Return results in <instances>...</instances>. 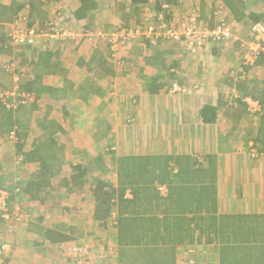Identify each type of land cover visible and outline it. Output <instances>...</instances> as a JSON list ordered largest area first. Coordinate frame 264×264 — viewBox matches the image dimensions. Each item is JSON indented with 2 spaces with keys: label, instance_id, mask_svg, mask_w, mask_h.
<instances>
[{
  "label": "crops",
  "instance_id": "1",
  "mask_svg": "<svg viewBox=\"0 0 264 264\" xmlns=\"http://www.w3.org/2000/svg\"><path fill=\"white\" fill-rule=\"evenodd\" d=\"M26 1L0 0V5ZM30 1V8L22 10L19 18L14 17L4 22L0 31L4 30L6 33L19 20L24 21L25 26L28 21L36 18L40 21L54 20L53 24L36 37L35 44L15 48L8 53L0 51V86L8 87L11 84L10 76L5 73L7 62L15 61L18 64L25 59L38 62L42 51L51 52L50 65L52 66L53 60H58V68L52 67L54 72L41 71V85L62 87L66 81L78 85L88 79L101 92L89 94L86 100L71 95L74 105L84 115L96 117L92 127L83 128L79 125L71 128L64 123L65 118L72 113L68 101L69 91L62 100L68 114L58 103L48 110V118L55 119L67 133L61 138L66 144L68 162L72 161L74 164L79 161L80 156L68 155L74 149L81 150L79 154L84 159H94L102 153L105 157L102 158V165L105 166L92 169L91 172L95 175L103 173L102 177L110 180L113 186H118V158L132 155L158 158V163L161 164L158 166L161 170L160 175L157 174L159 177L151 173L146 174V179L149 183L153 181L148 187L160 198L159 210L168 204L170 192L175 194L187 188L192 181L195 189L205 185L206 190L207 186L214 185L217 193L216 213L206 206H195L194 202L187 206L191 212L200 210L201 213L186 214L189 216V223L182 226L189 228L191 235L176 243L173 254L175 264H219V261L221 264H264V233L248 241L253 246L248 253L244 252V248H239L245 241L241 238L232 240L228 236L226 243L234 244L236 248L229 249L224 254L220 247L221 238L214 226L215 221L213 224L208 218L220 214L264 216V94L261 103L257 98L246 94L251 90L241 88L243 83L238 78L240 73L233 72L240 66V40L249 37L250 27L245 31L237 30V37L219 45L205 47L196 54L188 53L183 45L173 40L155 46L143 40L142 45L125 46L118 55L120 57H117L111 53L108 42L100 40L101 43L93 45L81 38L73 41L74 37L86 35L87 30L99 32L104 31L103 28H111L110 31H117L120 22L124 25L136 24L135 19L139 18L153 23L152 15L162 0H95L97 8L81 17L74 16L80 5L79 0ZM193 1L196 4L203 2L206 14L213 4L220 3L218 0ZM246 3L250 8L248 0ZM250 9L257 11L253 7ZM224 11L225 18L229 22L233 21L238 29L245 26L242 22L235 21L225 8ZM134 12L135 19L130 16ZM261 12L264 13V8ZM68 18L71 19L67 21ZM63 20L66 21L65 25L61 22ZM58 24L64 27L59 30L56 28ZM236 26L234 29H237ZM92 55L97 56L96 61L90 62ZM101 57H105L106 61ZM99 58L103 59L101 63ZM120 63L124 65L123 71H118ZM41 68L42 65L39 69ZM249 72L250 79L255 81H252V85L264 89V61L251 67ZM154 80L160 87L156 92H149V83ZM118 91H121V99L116 95ZM235 98L243 100V103ZM251 101H257L258 107H251L248 103ZM208 104L215 107L211 122H206L202 115L203 107ZM56 110L61 111L60 118L54 116L53 112ZM120 114L124 115L123 119L112 118ZM107 116H111L108 121L101 120V117ZM100 129L105 133L104 141L96 138ZM32 132H28L25 148L35 139L36 135L30 137ZM88 137H91L90 141ZM106 138L110 139V143L105 141ZM105 144L110 145L112 159L105 155L107 151H103V147L108 149ZM89 146L92 153L85 151ZM2 155L4 154L1 157ZM195 173H198L199 178L194 176ZM132 190V187L126 188L124 196L127 199L133 198ZM55 194L45 209L35 211L42 210L44 213L42 227L45 231H59L71 238L49 240L35 232L33 227L28 230L27 226H22L20 230L25 235L23 234L24 242L21 245L24 249L13 248V241L9 243L11 250L4 255L7 264H12L11 259L14 264H85L77 260L78 257L75 259L73 252V248L80 245L90 253L88 264H119L116 230L110 221L104 224L93 218V195L87 190L75 195L66 189ZM26 208L30 210V207ZM158 215L161 217L160 213ZM113 217H116V213ZM255 223L264 227L262 220ZM174 226L175 223H168V228L173 229ZM105 228L109 229L107 243L97 247L92 237L104 240L100 233ZM160 228V233L164 234L162 224Z\"/></svg>",
  "mask_w": 264,
  "mask_h": 264
},
{
  "label": "trees",
  "instance_id": "2",
  "mask_svg": "<svg viewBox=\"0 0 264 264\" xmlns=\"http://www.w3.org/2000/svg\"><path fill=\"white\" fill-rule=\"evenodd\" d=\"M48 1L50 0H43L42 2ZM218 1L220 3L213 4L211 10L206 14L203 11L205 5L203 2L196 4L193 0L189 2L184 0H177L175 2L162 0L157 6L158 9L154 10V14L152 15L153 23L151 24H159L162 22L161 20L170 22L175 19L174 17L181 10L186 9L192 12L198 23L204 24L206 22L209 28H211L214 27L216 20H218V9H216L218 5L223 9L225 8L228 14L235 18V21L242 22L246 28L250 27L251 29L258 22L264 23V13L250 9L247 6L246 0ZM79 2L80 5L74 13V16L77 17L84 16L86 12L94 10L98 5L95 0H79ZM31 5L30 0L26 2H14L11 5H0V27L3 26L4 22L10 21L14 17L16 19L19 18L21 16L20 12L25 9L27 10ZM135 13L130 15L131 18H136ZM36 19L26 21V28L33 29L36 32H43L54 21H50L49 19L40 21ZM69 19L71 18H68L67 21ZM135 20L138 25H144L146 22L140 18ZM129 24L135 26L131 23ZM129 24L124 26L129 27ZM74 38L73 41L80 38L88 41L89 37L86 34L83 36L76 35ZM167 39L173 38L167 35H160L156 38V44L162 45ZM145 40L148 43L150 42V39ZM25 45L30 46L31 44H13L11 38L6 35L5 31H0L1 52L8 53L15 48L25 47ZM241 53L244 54V49ZM39 55L38 62L33 61V59L30 61L25 59V61L21 60L18 62V67L23 69V74L18 81L14 80V73L5 67V73L10 76L11 84L8 87L0 86V135L8 134L16 141L18 160L23 165H26V173L30 172L26 174L28 177L23 176L19 179L16 176L13 183H0V189L6 190L8 193L7 200L9 203L16 200L17 197L18 203H24V206L22 205V208L20 207L19 210L24 213L25 221L22 219L19 222H23L21 224L27 226L26 229L28 230H32L33 227L35 232L42 234L47 239L49 238V240H68L71 237L62 232L49 229L45 231L44 227H42L44 213L42 210L35 211V209H45L51 203L53 196L56 195L55 193L63 189L75 195L87 190L93 195L95 201L93 218L104 224L110 221L116 230L115 241L117 244L119 264H175L173 254L176 243L186 240L191 235L189 228H183L182 226V224L189 223V216L186 214L201 213L200 210L191 212L187 206L194 202L195 206L200 207V205H203L216 213L217 193L215 186H207L205 190V185H201L198 189H195L196 186L192 184V181L191 184L188 183L187 188L181 189L180 191L177 190L178 192H175V194L174 192H170L167 199L168 204L159 210L160 198L148 187L153 181L149 183L150 181L146 179L148 174L155 173L157 175L161 172L158 167L161 165L158 163V158L137 155L118 158V186H113L110 180L102 177L103 173H97L95 175L91 172L92 169L105 166L102 165V158H105L102 153L96 155L94 159H91L92 157L84 159V156L80 154L78 155L80 158L77 163L73 164L72 161L68 162L65 154L66 144L63 143L61 138L67 133L64 131L63 126L55 119L48 118V110L52 109V105L56 103L64 109L66 104L62 100L67 96V91L70 92L69 96L77 95L82 100H86L87 96L91 93L101 94V92L97 88V85L88 79L78 85L71 81H66L67 83L62 87L41 85V71L54 72L52 67L58 68L59 61L53 60L51 66L50 60H52V53L48 52V50L42 51ZM96 57V55H92L90 62L92 60L96 61ZM101 58L106 61L105 57ZM101 58H99L100 63L103 60ZM164 60H166L165 57ZM262 61H264V52H260L252 64L245 65L242 61L240 64V68L243 71L240 72L241 78L239 81L243 83L240 87L250 89L251 92H246V94L257 98L259 103L263 100L262 94H264V89L254 84L252 85L253 80L249 77V69L258 63H262ZM12 62L14 61H9V63ZM40 65H42L41 69H39ZM167 71L169 73L168 67ZM159 87L160 84L154 80L152 83H149L148 91L156 92ZM12 91L29 95L31 101L24 102L22 100L23 97L22 99L19 97V100L13 102L7 96ZM2 92H5V94L1 95ZM235 100L243 103V100L239 98H235ZM28 104L30 105V110L26 107ZM24 111L27 112V118L20 117V114L22 115ZM64 111L68 114L67 109H64ZM214 113L215 107L209 104L205 105L202 109V115L206 122H211L214 119ZM29 131H33L36 136L30 143V146L25 148ZM107 147L108 150L105 155L111 156L112 159L113 155L110 151V145H107ZM80 151L79 149H74L71 152L76 154ZM112 153H114V150ZM197 174L195 173L194 176ZM0 175L4 176L5 171L3 170ZM159 175L157 176L159 177ZM197 177L199 178V175ZM202 177H205V175ZM187 182L190 181L188 180ZM127 187L133 188L132 192L134 196L131 200L124 196ZM204 194L206 195L204 196ZM153 200L155 201L152 202ZM26 207H30V210H32L30 211ZM115 213L116 217L114 218L113 214ZM158 213L161 214V217H159ZM191 218L194 219L193 217ZM208 218L211 219V223L213 222V224L215 221L214 226L221 238L220 247L223 249L221 251L224 254L229 249L234 250L232 248H236V245L226 243L228 236L232 240L241 238L245 241L239 248H244V252L248 253L249 250L253 249V246L248 241L264 233V227H259L255 223L256 221H264L263 215L220 214L219 216L213 215ZM113 221H116V223H112ZM168 223H175L176 226L170 229L168 228ZM161 224L165 229L164 234L160 233ZM14 228L0 210V235L7 236L5 237L6 239L8 237H14ZM70 230L72 231L73 228L71 227ZM248 260L245 262H248ZM219 264H221L220 261Z\"/></svg>",
  "mask_w": 264,
  "mask_h": 264
},
{
  "label": "rangeland",
  "instance_id": "3",
  "mask_svg": "<svg viewBox=\"0 0 264 264\" xmlns=\"http://www.w3.org/2000/svg\"><path fill=\"white\" fill-rule=\"evenodd\" d=\"M186 1V0H185ZM187 2V1H186ZM248 4L251 7L257 9V11L261 12L263 11V8L262 5H263V0H248ZM216 9L217 10V15H218V20H216L215 22V25L214 27H211L209 28V25L205 22L204 24L202 23H196V24H193L192 25V19H191V15L192 12H189L187 11L186 9L184 10H181L180 13L175 16L174 20H171L170 22H166L164 20H161L162 22H160V24L163 26L162 29H160V32L161 33H165V31L169 28V27H173L175 28L178 32L182 33V37L178 38V39H167V40H175L176 42L180 43L181 45H183L186 49V51L190 54H196L198 51L204 49L205 47H210V46H213V45H219L220 43L228 40V39H231V38H235L237 37L236 34L237 33V30H240V29H244L245 31V28L246 26H244L243 28H237L236 25H234L232 22L233 21H228L224 15H225V11L222 7H220V5L216 6ZM220 10V11H219ZM215 14H216V10H215ZM218 21H224L225 24L229 25L230 27V36L224 38V39H221V40H211L208 36H205L206 34V31H211V29H214L216 27V25H218ZM62 24L64 23V25L66 24V21L63 20L61 21ZM174 23H176L175 27L172 26V24L174 25ZM120 26L118 25V31L119 29H122V28H132L133 26H130V27H127V26H124L123 23L120 22ZM127 24V23H126ZM64 25H59L58 26L56 25V28L57 29H61L62 26L64 27ZM132 25H135V26H138V24H132ZM144 25H151V23H147L145 22ZM196 25V26H195ZM194 26H195V29H194ZM236 26L237 29H234ZM24 28H26L25 24H24V21L22 20H19L17 21V25L13 26L10 30H6V35L11 38V41L13 44H19L17 41H19L20 39V36L18 34V30H23ZM49 29V28H47ZM111 28H107V29H104V31H99V32H93L92 30L90 31H86L87 33V37L88 38V42L93 44V45H98L99 43H101L102 40H104L103 43H110V49L112 50V54L113 55H116L117 57H120L118 56L120 54V51L125 47V46H130V45H133V44H136V45H142V41L145 40L144 37H141V36H133V37H130L128 39H124L120 34L116 35V36H112V34L114 33H118L116 32V30H111ZM199 31V32H197ZM71 31H69L70 33ZM234 32H235V35H234ZM249 32V38H244L242 40H240V51H243V49L245 50L246 47H248V45H250V40H251V37L252 35L250 34L251 33V29L248 31ZM203 33V35H202ZM205 33V34H204ZM166 34V33H165ZM244 34V33H243ZM103 35H110L112 41H109L107 39H102L103 38ZM56 36V35H55ZM129 37V35H127ZM247 36L244 35V37ZM52 38L54 36H51ZM113 37V38H112ZM125 37V36H124ZM38 39V38H37ZM54 39V38H53ZM102 39V40H101ZM101 40V41H100ZM141 40V41H140ZM150 42V45L152 46H155L156 45V40L154 38H150L149 40ZM36 42V39H34V41H32V44H35ZM194 49V50H193ZM135 54L137 55V53L135 52ZM234 54V53H233ZM142 55H140L141 57ZM242 58H243V53L241 54V58H240V64H241V61H242ZM120 60V58H118ZM9 62H7L8 64ZM14 64L15 61L13 62ZM7 64H5V67L7 66ZM17 65V64H16ZM118 71H123L122 67L124 68V65L122 63H120L118 65ZM233 72L235 73H240V72H243L240 68V66L234 70ZM238 78L240 79L241 78V73L240 75L238 76ZM120 92L121 91H118L117 92V97L119 99L120 98ZM117 98V99H118ZM118 99V101H119ZM15 100V99H13ZM116 100V99H115ZM69 103H70V106H71V115H69L66 119V121H64L65 124L67 125H70V127L72 126H82L84 128H89V127H92L93 124H95V118L94 116H88V115H84V113L82 112V110L78 109L75 105H74V99L71 98V96L69 97ZM120 103V102H119ZM119 106V105H118ZM251 107H253V105H250ZM27 109L30 110V105L28 104L27 106ZM120 107V106H119ZM61 111L59 110H56L54 111V116L59 117L60 118V113ZM121 113V112H120ZM29 114V112H28ZM23 117V118H27V112L24 111L22 112V115L20 114V117ZM124 115H118L116 117H112V118H118L119 120L120 119H123ZM55 118V117H54ZM110 117H101V120L103 121H108ZM97 120V119H96ZM94 121V122H93ZM120 122V121H119ZM105 124V122H103V125ZM71 127V128H72ZM102 129H100L97 133H96V138L98 140H101L104 141V136H105V133L101 131ZM122 134V133H120ZM35 135L34 132L31 133V136L30 137H33ZM123 135H125V133H123ZM100 136V138H99ZM89 141L91 140V137H88ZM87 139V138H86ZM108 143H110V139L109 138H106V140ZM116 141L117 140V137H116ZM107 145V144H105ZM91 146L88 147V149H85V151H87L88 153H92V149L90 148ZM71 150V149H70ZM108 149H106L105 147H103V151H107ZM4 154L2 155L1 157V154ZM106 153V152H105ZM81 154V153H80ZM79 153H76V154H73L69 151L68 155L69 156H72V157H76L78 155H80ZM83 154V153H82ZM109 156V155H107ZM74 159V158H73ZM32 167V166H31ZM26 165H23V163H20L19 160H18V157H17V147H16V141L14 139H12L8 134H4L1 136L0 138V174L1 172L4 170L5 171V175L4 176H1L0 175V183H13L14 181V178L16 176L19 177V179H21L23 176H25L27 173H26ZM3 192V195H7V191L6 190H2ZM0 193H1V189H0ZM2 197L0 196V210L2 211V213L4 214V216L8 219V221L15 227V237H8L7 239L5 237L7 236H1L0 235V264H7L8 262L5 261V253L9 250H11L9 248V243H15L13 244V248H20L22 247L24 249V247L21 245V243L24 242L23 240V234L24 232L20 230V228L23 226V222H19V221H22V219L25 218V215L24 213H22L21 210H19V208L23 205L24 206V203H18V197L16 198V200H13L12 202L9 203V201L7 200V198L5 199V206L3 207L2 204H1V201H3V198L1 199ZM5 198V197H4ZM87 203V202H86ZM20 204V205H19ZM22 208V207H21ZM25 221V219H24ZM100 233V232H99ZM25 235V234H24ZM100 235L102 236L101 238H104L103 239H99L98 237L97 238H93L92 237V240H94V243H95V246H104L107 242H106V239L108 240V235H109V229H106L105 230H102V233H100ZM12 239V240H11ZM91 240V241H92ZM6 241H9V242H6ZM90 241V242H91ZM89 243V242H88ZM4 245V247L2 248V246ZM2 245V246H1ZM11 246V245H10ZM86 248V247H85ZM84 247H82L81 245L80 246H77V247H74L73 248V252H75V259L78 257V255H80L81 257H78L77 260H80V261H83V263L85 264H88L89 262V259H90V253L89 251H87ZM105 252V250H103ZM89 255V256H88ZM76 260V261H77ZM12 264H14L15 262L11 259L10 260Z\"/></svg>",
  "mask_w": 264,
  "mask_h": 264
},
{
  "label": "built area",
  "instance_id": "4",
  "mask_svg": "<svg viewBox=\"0 0 264 264\" xmlns=\"http://www.w3.org/2000/svg\"><path fill=\"white\" fill-rule=\"evenodd\" d=\"M191 19H192V25L198 23L195 18L194 15H191ZM218 25H216V27L214 29H211V31H206L205 36H208L211 40H221L224 39L228 36H230V27L229 25L225 24L224 21H218ZM176 23H174V25L172 24V26L175 27ZM196 26V25H195ZM194 26V29H195ZM163 26L159 23L157 24H151V25H138V26H133L132 28L128 29V28H122L119 29V31L117 30L116 32L118 33H114L112 34V36H116L118 34H120L124 39H128L130 37H135V36H141L144 37L145 39H150V38H154L156 40V38L160 35H167L169 37H172L173 39H178L179 37L181 38L182 33L178 32L175 28L173 27H169L165 33H161L160 29H162ZM20 39L19 41H17L18 43H26V44H32V41H34V39H36L37 36L42 35V32H36L33 29H28V28H24L23 30H18L17 31ZM199 32V31H197ZM252 35L251 37V42L250 45H248V47H246V49L244 50V54H243V58H242V63L245 65H250L254 62L256 56L260 53V52H264V23L262 22H258L255 23L252 27H251V33ZM129 35V37L127 36ZM203 35V33H202ZM125 36V37H124ZM113 38V37H112ZM102 39H107L109 41H112L110 35H103ZM194 50V49H193ZM6 68H8L11 72L14 73V80L18 81L20 79V77L23 74V69H20L18 67V65L12 63H8ZM2 94H5V92H2ZM8 97H10L12 99V101L16 102V100H19V97H23V101L25 102H30L31 98L29 97V95H26L24 93H17L16 91H12L10 93H8L7 95ZM15 99V100H13ZM249 105H253V108L258 107V102L257 101H251L248 102ZM4 191V190H3ZM0 196L3 198V201H1L2 206H5V199L7 198V195H3V192L1 190ZM5 197V198H4ZM1 198V199H2ZM1 206V205H0ZM4 247V245L2 246V248ZM75 254V252H74ZM78 257H81L80 255H78ZM80 261V260H79ZM83 262V261H80Z\"/></svg>",
  "mask_w": 264,
  "mask_h": 264
}]
</instances>
